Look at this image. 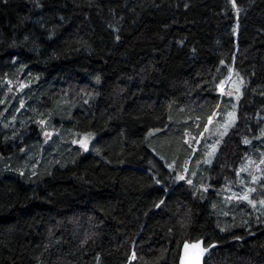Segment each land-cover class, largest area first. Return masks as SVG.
Here are the masks:
<instances>
[{"label": "trees", "instance_id": "obj_1", "mask_svg": "<svg viewBox=\"0 0 264 264\" xmlns=\"http://www.w3.org/2000/svg\"><path fill=\"white\" fill-rule=\"evenodd\" d=\"M235 78L195 171L186 136ZM263 129L264 0H0V264H178L198 240L205 264H264V218L222 197Z\"/></svg>", "mask_w": 264, "mask_h": 264}, {"label": "rangeland", "instance_id": "obj_2", "mask_svg": "<svg viewBox=\"0 0 264 264\" xmlns=\"http://www.w3.org/2000/svg\"><path fill=\"white\" fill-rule=\"evenodd\" d=\"M240 80L239 78H235L230 82L228 87L222 86L221 95L224 98V103L219 106L213 116L209 118L204 130L199 135L188 134L186 136V140L189 146L193 148L194 153L198 151L201 153L199 160L196 162L195 171H198L197 168L203 164H211L214 154L222 140L237 121L235 100L237 98L236 87L237 84H240ZM21 90L22 86L14 87L12 84H8L3 103H5L8 98L16 96ZM4 112H7V108L4 109ZM17 112H20V109H18ZM16 120L17 118L11 119V121H9V126H12ZM40 126H42L43 143L47 144L51 140H54L55 135H57L56 132L45 128L44 122L40 123ZM263 136L264 129L262 131V138ZM90 142L91 138L82 136L75 138L73 144L85 150L90 146ZM259 153L260 155L257 156L249 154L243 162H241L235 173V182L232 185H224L222 197L224 199V204H226L225 206H234L238 203L246 204L247 208H249L253 214L264 218V198L255 199L256 197H250L252 193L253 195L254 193L258 194L259 190L264 188L257 186L264 182V150ZM185 173L182 174V179H186ZM194 174H191V179L194 178Z\"/></svg>", "mask_w": 264, "mask_h": 264}, {"label": "water", "instance_id": "obj_3", "mask_svg": "<svg viewBox=\"0 0 264 264\" xmlns=\"http://www.w3.org/2000/svg\"><path fill=\"white\" fill-rule=\"evenodd\" d=\"M216 244L205 246L203 240L184 242L180 249L178 264H205V260Z\"/></svg>", "mask_w": 264, "mask_h": 264}]
</instances>
